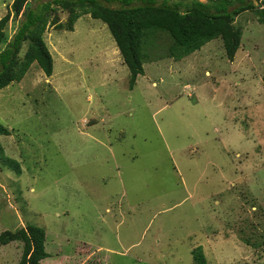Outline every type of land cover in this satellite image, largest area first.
<instances>
[{"label": "rangeland", "instance_id": "obj_1", "mask_svg": "<svg viewBox=\"0 0 264 264\" xmlns=\"http://www.w3.org/2000/svg\"><path fill=\"white\" fill-rule=\"evenodd\" d=\"M234 24L232 62L220 39L176 61L167 34L150 37L132 89L102 21L49 26L52 75L33 63L0 90V235L44 229L40 264H193L196 248L207 264H263L264 25L250 11ZM21 254L0 245V264Z\"/></svg>", "mask_w": 264, "mask_h": 264}, {"label": "trees", "instance_id": "obj_2", "mask_svg": "<svg viewBox=\"0 0 264 264\" xmlns=\"http://www.w3.org/2000/svg\"><path fill=\"white\" fill-rule=\"evenodd\" d=\"M31 1L35 0H13L9 11L0 19V90L19 83L33 63L50 77L53 60L43 39L46 29L52 26L71 32L84 15L107 26L128 69L130 89L144 73L141 48L159 32L170 37V55L176 61L220 39L226 58L232 62L242 36L241 29L234 24L235 18L250 11L264 25V0H52L35 7L30 5ZM57 9L69 12L65 24L54 18ZM11 17L19 20V26L8 37L6 28ZM0 133L8 134L2 126ZM11 242L22 243L19 264H40L48 258L45 231L40 227L27 225L0 235V245ZM191 254L193 264H207L201 248L192 250Z\"/></svg>", "mask_w": 264, "mask_h": 264}, {"label": "crops", "instance_id": "obj_3", "mask_svg": "<svg viewBox=\"0 0 264 264\" xmlns=\"http://www.w3.org/2000/svg\"><path fill=\"white\" fill-rule=\"evenodd\" d=\"M114 49H115V48H114ZM113 52H114V51H113ZM115 52H116V54L119 53L117 49L115 50Z\"/></svg>", "mask_w": 264, "mask_h": 264}]
</instances>
